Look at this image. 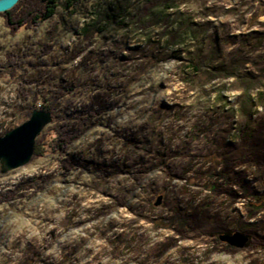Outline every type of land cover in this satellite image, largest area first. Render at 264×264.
Instances as JSON below:
<instances>
[{
    "label": "rangeland",
    "instance_id": "obj_1",
    "mask_svg": "<svg viewBox=\"0 0 264 264\" xmlns=\"http://www.w3.org/2000/svg\"><path fill=\"white\" fill-rule=\"evenodd\" d=\"M145 2L77 0L14 33L0 13V138L51 117L44 153L0 162V264H264V0H174L143 31Z\"/></svg>",
    "mask_w": 264,
    "mask_h": 264
},
{
    "label": "trees",
    "instance_id": "obj_2",
    "mask_svg": "<svg viewBox=\"0 0 264 264\" xmlns=\"http://www.w3.org/2000/svg\"><path fill=\"white\" fill-rule=\"evenodd\" d=\"M77 0H19L14 8L8 12L2 14L5 18L6 25L11 31L17 32L20 28H30L36 25L38 22L46 21L50 19L54 14L57 7H62L65 10H70L74 7ZM175 8L174 0H146L141 9L133 16V20L139 29L148 31L151 28L159 25V22L153 18L154 12L169 11ZM162 24H164L163 31L160 35L162 37H168L167 44L174 46L178 42L180 36V28L169 30L171 27L170 16H165ZM95 27L85 28L84 35L86 37H92L94 35ZM194 69H199L198 64H193ZM35 102H39L42 108L48 109V104H52L55 100H59L63 97L62 93H58L55 96L47 97L48 94L43 91L35 94ZM49 109H51L49 107ZM244 133V130H241ZM49 145L58 147V145L52 142H47ZM52 148V149H53ZM46 150V145L38 142L35 146V155H41ZM264 248V243H258ZM256 245V243H254Z\"/></svg>",
    "mask_w": 264,
    "mask_h": 264
},
{
    "label": "water",
    "instance_id": "obj_3",
    "mask_svg": "<svg viewBox=\"0 0 264 264\" xmlns=\"http://www.w3.org/2000/svg\"><path fill=\"white\" fill-rule=\"evenodd\" d=\"M18 2L19 0H0V13L8 12ZM50 121L49 112L34 111L29 121L0 138V162L5 169H15L29 162L34 153L36 137ZM159 201L160 199L157 204ZM219 239L239 249L248 248L252 242L250 235L241 232H225Z\"/></svg>",
    "mask_w": 264,
    "mask_h": 264
}]
</instances>
